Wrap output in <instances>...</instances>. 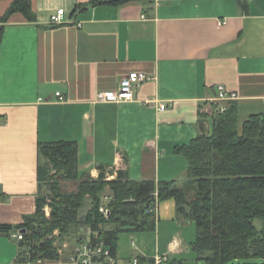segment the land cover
<instances>
[{"label":"crops","instance_id":"1","mask_svg":"<svg viewBox=\"0 0 264 264\" xmlns=\"http://www.w3.org/2000/svg\"><path fill=\"white\" fill-rule=\"evenodd\" d=\"M13 1L0 0V24ZM29 1L35 19L14 12L0 32V224L35 212L39 142L75 141L79 175L181 183L187 162L173 149L199 136L201 121L211 131L217 85L236 95L240 121L264 111V0L131 1L74 15L91 0ZM60 8L64 22L51 23ZM131 71L148 76L133 100L97 99ZM154 212L155 229L128 232L142 235L116 260L199 264L195 224L175 200ZM13 232L0 233V264L16 263Z\"/></svg>","mask_w":264,"mask_h":264},{"label":"trees","instance_id":"2","mask_svg":"<svg viewBox=\"0 0 264 264\" xmlns=\"http://www.w3.org/2000/svg\"><path fill=\"white\" fill-rule=\"evenodd\" d=\"M131 1L144 0H91L76 5L72 15L90 6H119ZM14 12L30 21L35 19L29 0H14L1 17L0 32ZM226 103L227 109L212 117L206 136L175 145L173 151L187 162L186 178L181 183L130 180L124 170L108 181L102 172L97 178L80 176L75 141L39 142L40 192L35 212L17 225L0 224V233L23 231V239L17 241L21 246L19 260L26 251L32 259H55L59 256L56 239L72 241L81 236L82 240L78 234L81 227H89L92 237L96 232V243H103L113 259L107 262L99 258V264H115L119 235L154 230L156 203L173 198L177 213L195 224L192 249L205 264L264 263V113L240 121L236 103ZM62 180H78L76 190L64 192ZM106 187L111 191L107 217L99 211ZM86 200L90 206L81 215ZM46 204L51 209L48 217ZM55 230L57 236L53 235ZM137 258L140 264L145 261L142 256ZM148 261L154 264L153 259Z\"/></svg>","mask_w":264,"mask_h":264},{"label":"built area","instance_id":"3","mask_svg":"<svg viewBox=\"0 0 264 264\" xmlns=\"http://www.w3.org/2000/svg\"><path fill=\"white\" fill-rule=\"evenodd\" d=\"M65 20L64 9H57L50 15V22L54 24H60ZM148 76L143 72L131 71L124 75L119 82L117 89L107 90L100 92L97 96L99 101H128L134 99V89L141 82L145 81ZM217 100L219 101V106L215 113L223 112L227 109L228 101L235 99L236 95L234 93L228 92L223 85H217ZM56 95L60 96V92H56ZM166 105L160 104V110L165 109ZM264 113V111H263ZM111 196L104 195L101 199V204L99 207L100 213L107 217L109 215V201ZM44 212L46 216H49L48 205H45ZM89 234L78 241L71 251L65 254L64 250L58 249V257L55 259L46 258H35L30 257V252L26 251L23 254V258L19 260L17 257L15 264H99V258L106 260L107 262H113L110 256L109 249L103 245V243H96V232L93 235ZM12 236L20 241L23 239V231L16 230L12 233ZM64 245L63 248H65ZM21 246H18V250ZM19 256V252H18ZM165 257H156L154 264H164ZM131 264H140L137 257H133Z\"/></svg>","mask_w":264,"mask_h":264},{"label":"rangeland","instance_id":"4","mask_svg":"<svg viewBox=\"0 0 264 264\" xmlns=\"http://www.w3.org/2000/svg\"><path fill=\"white\" fill-rule=\"evenodd\" d=\"M81 176V175H80ZM77 184H78V180H75V181H71V180H62L60 182V185H61V189L64 191V192H70V191H74L76 190L77 188ZM104 195H107V196H111V191L108 187L105 188V190L103 191V193L101 194V197H103ZM48 205V204H46ZM90 206V203H89V200H86L85 201V205L83 207V209L80 211V214H85V212L87 211V209L89 208ZM48 210H49V215H50V206H48ZM48 217V216H47ZM90 232V229L89 227H81L80 229V232L78 234L82 235L83 238H85ZM53 235L57 236L58 235V231L55 230ZM137 235L139 237V235H142V234H139V233H136V234H129L128 232H122L120 235H119V240H118V249L122 246L124 247L125 249V246L129 249L131 247V242L134 241V243H138L137 241ZM82 238V239H83ZM81 239V236L78 238H73L72 241L71 240H59L56 239L55 240V244L57 245V249L61 248L64 250L65 254L69 253L71 251V249L73 248V246ZM64 245H67L65 246V248H63ZM118 251V250H117ZM120 255L118 254V257H117V264H131L130 262V255H126L123 253L122 255V258L119 257ZM199 264H205L202 260L199 261ZM247 264H264L263 262H249Z\"/></svg>","mask_w":264,"mask_h":264},{"label":"water","instance_id":"5","mask_svg":"<svg viewBox=\"0 0 264 264\" xmlns=\"http://www.w3.org/2000/svg\"><path fill=\"white\" fill-rule=\"evenodd\" d=\"M200 135L206 136L208 134V127L205 121L199 123Z\"/></svg>","mask_w":264,"mask_h":264}]
</instances>
